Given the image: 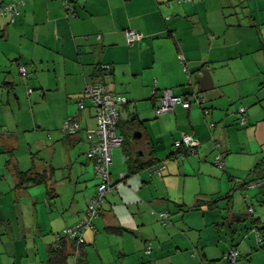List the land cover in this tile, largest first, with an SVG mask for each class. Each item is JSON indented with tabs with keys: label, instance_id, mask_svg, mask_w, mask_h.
Listing matches in <instances>:
<instances>
[{
	"label": "crops",
	"instance_id": "crops-1",
	"mask_svg": "<svg viewBox=\"0 0 264 264\" xmlns=\"http://www.w3.org/2000/svg\"><path fill=\"white\" fill-rule=\"evenodd\" d=\"M69 1L73 15L67 14L64 0H25L14 22L0 16V129L7 130L0 134V264H47L62 229L85 218L96 184L89 183L94 162H84L81 155L91 145L89 131L96 120L92 107L79 109L77 102L102 64L111 67L108 82L113 92L127 102L118 106L117 131L123 142L112 151L111 165L117 164L110 165L114 186L105 193L93 227L82 233L83 264H88L85 246L98 245L102 237L117 248L116 257L125 264H196L198 252L197 264H216L233 248L240 256L244 243L249 257L260 240L254 218L250 226L257 241L248 237L236 243L237 228L232 229L231 222H241L242 213L234 209L233 200L228 207L221 200L225 195L230 200L237 189L251 196L243 190L255 187L245 183L260 178L251 170L264 158V0ZM127 29L143 37L128 44ZM20 65L26 66L25 73ZM164 88L175 94L201 93L204 102L189 108L178 105L158 116L155 107ZM33 101L36 112L55 104L52 115L31 112L24 122L22 104L32 110ZM240 107L246 109L244 125L238 121ZM67 116L78 119L76 134L63 132ZM136 129L141 137L129 139ZM24 131L28 134H20ZM182 133L193 135L199 146L176 161L171 158L173 141ZM20 138L28 141L21 155L12 151L22 143ZM219 153L224 168L213 164ZM130 158L145 166L130 174ZM159 164L160 174L155 171ZM63 168L59 174L57 169ZM19 173L39 178L19 185ZM121 174L127 175L123 182ZM255 193L259 201L264 199V188ZM217 209L225 214H217ZM182 210H196L200 226L218 236L217 227L225 230L227 222L231 231L218 240L199 233L196 242L181 241L179 228H167V222L178 216L170 214ZM164 211L167 220L161 227L157 219ZM146 224L152 227L146 229ZM110 226L124 230L110 232ZM156 229L167 234L161 230L159 237ZM63 245L69 254L66 264L69 258L75 264L78 249L68 239ZM187 245L198 252L185 263L177 262V250ZM143 255L151 258L144 260Z\"/></svg>",
	"mask_w": 264,
	"mask_h": 264
},
{
	"label": "built area",
	"instance_id": "built-area-1",
	"mask_svg": "<svg viewBox=\"0 0 264 264\" xmlns=\"http://www.w3.org/2000/svg\"><path fill=\"white\" fill-rule=\"evenodd\" d=\"M25 0H18L16 2L0 3V16H8L10 22H14L15 18L19 16V6L24 4ZM64 6L67 14H72L74 7L69 0H64ZM98 38L101 36L98 35ZM143 37V34L137 30L127 29L125 31V39L128 44H132L139 41ZM181 60L184 58L181 55ZM20 71L26 72V66L20 65ZM111 67L109 64H102L100 66V73L94 81L89 83L80 96L77 106L79 109H83L86 106V102L94 110V116L96 120V127L89 131V139L91 145L86 151V158L94 162V168L100 182L96 186L95 193L90 198L87 204L86 216L74 225L65 227L56 237L54 247L60 246L63 239L75 240L77 243H83V231L87 228L93 227L92 220L97 217L101 211V204L105 193L113 188V181L110 173V165L112 162V151L114 148L119 147L123 142V135L117 131L119 121L118 106L125 104L127 98L124 95L114 93L111 83L108 82V77ZM185 71L187 69L185 68ZM31 92V90H29ZM155 91L153 92V94ZM204 102V97L201 93L188 92L185 94H175L171 88H164L161 94L158 96V104L155 107L156 115L160 116L174 111L176 106H182L183 108L191 107L192 103L201 104ZM245 107H240L237 110V114L240 115L238 121L240 125L246 123L243 113ZM205 113H208V109H204ZM210 126H214L212 122ZM62 130L66 134L73 135L80 130V124L76 117L67 116L63 122ZM3 133L0 129V134ZM95 136L96 138H94ZM199 146V141L189 133H182L179 138L173 141V148L175 151L171 155L173 160L179 161L185 159V157L194 153ZM223 156L219 153L214 157V163L223 168ZM163 169L162 165H157L155 171L159 174ZM124 175H120V179H123ZM236 182H239L238 178H235ZM264 185V179L253 181L248 184V187H260ZM249 213H253V208H248ZM160 219L165 223L167 215L165 212L159 213ZM151 251V246L146 247V252ZM239 252L233 248L230 251L224 253V259L234 263L238 258Z\"/></svg>",
	"mask_w": 264,
	"mask_h": 264
},
{
	"label": "rangeland",
	"instance_id": "rangeland-1",
	"mask_svg": "<svg viewBox=\"0 0 264 264\" xmlns=\"http://www.w3.org/2000/svg\"><path fill=\"white\" fill-rule=\"evenodd\" d=\"M29 90H31V92H32V89L29 88L27 90V92H28L27 94H31V92H29ZM35 105L36 104L33 101L32 106L34 108L32 110H30L29 107L26 108V104L25 103L22 104V112L21 113H22V117L24 119V122H29V120H30L29 119V115H31V112H36ZM54 105L55 104H52V103H49L48 106L44 105V107H43L44 109L41 112L37 110V112H36L37 117H40L42 115L44 117H49V115H52V112L54 111ZM92 129H95V128L93 127ZM1 130H2L3 134L5 135L7 130L5 128H3ZM20 134H22V135L23 134H28V132L24 131V132H21ZM20 141L22 143L17 142L13 146V150L12 151L17 150L18 153L21 155L23 152L25 154V152L27 150L28 141L27 140L26 141L23 140V138H20ZM141 143L142 142L139 141V145H141ZM43 153H44V151L40 150V156ZM81 156H82L81 157L82 160L85 162L86 155L84 154V155H81ZM19 159L22 160V156ZM2 164L4 166V162ZM213 164L216 165L214 163V160H213ZM116 165H117L116 163H113L111 165V167L113 168ZM121 166L122 165H120V167ZM122 168H126L127 169V166L123 165ZM62 170H65V168L57 169L58 173L60 172L59 174H61ZM94 170H95V168H94ZM122 172H124V171H122ZM122 172H120V173H122ZM124 173H126V171ZM238 175H240V174H238ZM245 176L246 175H244V177ZM233 179L235 180V178H233ZM91 182L96 184L93 187V190L95 191L97 184L100 182V179L97 176L95 171L93 172V180L90 181L89 183H91ZM120 182H123V180H120ZM260 189H261V187H255L253 189H245V190H243L244 192L245 191H249V193L251 192V196H249V195H247V194H245L242 191L237 189V190H235L232 193V198L230 200L228 199V197H226V195H225V197L222 198L223 200H221V201H224V203L226 204V207H228L229 203L232 202V200H233L234 204H235L234 209H237L236 211L242 213L241 215H242L243 219H242L241 222L235 221L234 225H233V222H231L232 229H234V227L237 228V231H235V234H234V239H235L236 243L239 242V239H242V240L243 239H248V237L252 238L253 241L256 239L255 238L256 233H255L254 230H252L253 227L250 226V224L253 223V221H252L253 218H259L260 222H264V204L261 201H259L258 198H256V196L254 195V192H256L255 194H260ZM93 193H95V192H93ZM245 195H246V197H245ZM258 197H259V195H258ZM250 207L253 208V210H254L253 213H249L248 208H250ZM217 210L219 211V212L216 211L217 214H220V215H224L225 214V210L224 209H217ZM195 211L196 210H192V211L191 210L190 211L189 210H185V211L182 210V213L177 211V212H174L173 214H170V217H174V215H176V214L178 216H177L176 220H174L173 222L171 220H169V222H167L168 223L167 228L170 227L171 224H174L179 229H181V230L178 229V231L180 233L177 234V238L179 240L185 242V240L190 241V238H192V240L194 239V242H196L199 239L198 238L199 237V235H198L199 233H201L203 238H205V236L207 235L210 240H213V236H215V239L218 240L220 238V236H221V238L222 237L225 238L226 234L231 231L230 230V226L228 225L229 223L227 222L225 224L226 225L225 226V230H223L222 226L217 227V230L219 231V235H220V236H218L217 233H213L211 229H208V228H206L204 226H200V225H202V220L195 215ZM184 213L186 214L185 215V219H183V214ZM211 216L212 215H210V217ZM157 222L159 223V225L161 227H164V222L161 219L160 220L157 219ZM144 226H145L146 229L152 227V225L149 226L148 224H146ZM161 230H162L163 234H167V231L164 230V229H160V231L156 229L154 232L159 237H161ZM228 236H229V240H230V238L232 236V233L228 234ZM221 240H223V239H221ZM256 241H257V239H256ZM221 244H220V248H221ZM244 246H247V245L244 243V245L241 246L242 253H241L240 256H238L236 262L231 263V262L227 261L226 259L224 260V258L221 259L222 258L221 257L215 263L216 264H239L241 261H245V262H242V264H264V249L259 247L258 243H256V245H255V247L257 249L255 247L251 248L252 252L250 253L249 257L246 256L245 253H244L245 251H243V247ZM85 250L87 252V262H88V264H106V263H111V264H119V263H121V264H125L126 263V262L120 261V259H118L116 257V254H117V251H118L117 248H115V250H113V247L111 248L110 245H109V241H107L103 237H102V239L99 240V244L98 245L97 244H88V245L85 246ZM215 250H216V248H215ZM195 251L198 252V250L196 248H194L193 245L182 246L181 249L177 250V257L175 258V260L177 262L179 260V261H182V262L185 263L188 257L193 258V255L195 254ZM140 255H142V253ZM199 255L200 254L198 252V255L195 256L197 258V263L201 262L200 260H198V259H200ZM142 258H144V260H149V258H151V256H144L143 255ZM68 264H74L72 258H69ZM129 264H133V263H129Z\"/></svg>",
	"mask_w": 264,
	"mask_h": 264
},
{
	"label": "trees",
	"instance_id": "trees-1",
	"mask_svg": "<svg viewBox=\"0 0 264 264\" xmlns=\"http://www.w3.org/2000/svg\"><path fill=\"white\" fill-rule=\"evenodd\" d=\"M177 3H180L181 1H185V0H175ZM137 42V41H136ZM135 43V42H134ZM133 44V43H132ZM260 49L262 50L263 54H264V43L261 44ZM187 72V71H186ZM198 93V92H197ZM82 95V94H81ZM89 105L86 102V106ZM84 109V108H83ZM177 139V138H176ZM175 151V150H174ZM173 154V153H172ZM172 158V157H171ZM224 161V160H223ZM264 164V158L257 162L256 165L252 168L251 172H256L259 173V177L256 181L264 179V176H261V173L264 174V168L262 167V165ZM145 164L144 163H136L132 158L128 159V167H129V171L130 174L131 173H135L137 172L140 168L144 167ZM223 168H224V163H223ZM43 175V174H42ZM125 176H127L126 174L124 175L123 178H125ZM36 177V178H34ZM33 178H31L30 176H27L26 173H19L18 174V183L23 184L24 182H27L29 180H37L39 178V176H34ZM41 177V176H40ZM44 177V176H43ZM123 180V179H122ZM245 184H249V182L245 183ZM114 186V184H113ZM261 188H264V185L260 186ZM113 189V188H112ZM229 196V195H227ZM104 201V198H103ZM102 201V203H103ZM264 204V199L261 201ZM102 206V204H101ZM198 204H195V206H193L194 209L198 208ZM100 214V213H99ZM254 223L256 224V227L258 229L259 232V247H261L262 249H264V222H260L259 218H254L253 219ZM93 224V223H92ZM108 231L110 232H114V233H122V231L124 230L123 227L120 226H110L107 228ZM64 240V239H63ZM63 240L61 241L60 246L57 247H51L49 254H48V261L47 264H66L67 261V257H68V252L65 248V246L63 245ZM70 240V239H69ZM72 244L74 246V249H78V252L80 253L79 256L76 257V262L75 264H83L84 263V259L83 256L84 255V250L81 248V245L84 243H77L75 240H71ZM227 251L223 252L222 254V259L224 258V253H226ZM239 256V255H238ZM225 260V259H224ZM237 261V260H236ZM235 261V262H236Z\"/></svg>",
	"mask_w": 264,
	"mask_h": 264
},
{
	"label": "water",
	"instance_id": "water-1",
	"mask_svg": "<svg viewBox=\"0 0 264 264\" xmlns=\"http://www.w3.org/2000/svg\"><path fill=\"white\" fill-rule=\"evenodd\" d=\"M142 135V132L138 129L134 130V132L129 136V139H134V138H140Z\"/></svg>",
	"mask_w": 264,
	"mask_h": 264
}]
</instances>
